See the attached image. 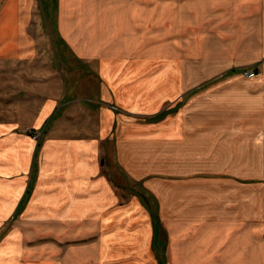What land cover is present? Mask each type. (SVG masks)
Returning <instances> with one entry per match:
<instances>
[{
    "label": "crops",
    "instance_id": "0c3cea01",
    "mask_svg": "<svg viewBox=\"0 0 264 264\" xmlns=\"http://www.w3.org/2000/svg\"><path fill=\"white\" fill-rule=\"evenodd\" d=\"M48 1L0 0V66L53 52L96 74L50 70L48 94L0 118V229L24 225L0 264H23L30 225L84 222L101 264H264V0ZM117 177L139 198L118 206Z\"/></svg>",
    "mask_w": 264,
    "mask_h": 264
},
{
    "label": "rangeland",
    "instance_id": "374dc122",
    "mask_svg": "<svg viewBox=\"0 0 264 264\" xmlns=\"http://www.w3.org/2000/svg\"><path fill=\"white\" fill-rule=\"evenodd\" d=\"M52 3V0L48 1V5ZM43 4L47 5L45 1H43ZM54 37L56 41L55 45L58 44L59 46L60 43L58 39L56 36ZM58 46H56L57 53L58 56H61L62 52L64 53L66 49L61 46V52V50L58 49ZM203 49L205 50L204 47ZM144 50L145 52L151 53L150 50L156 51L157 49L152 48ZM179 50L181 51L182 58L188 59L189 57H193L189 55V52L192 54L193 49L188 46V42H186L185 47H181ZM211 50L213 49L209 48L208 51ZM39 54L42 55L44 52L38 50V55ZM69 56L72 57V54L69 53ZM55 57L56 54L52 52L53 63H13L8 66H0V118L6 117L7 115L19 117L18 114L22 113L24 108L28 107L29 104L37 102L40 98H43L44 95L48 94L51 90V86L49 85L51 83L49 79L50 70L54 75L52 77H64L63 82L67 80L73 82L79 77L80 74H78L75 69L77 66L79 69L84 68L86 76L96 74V65L89 66L82 65L81 63H77V65L60 64L57 61V63L55 62ZM72 59L74 60L73 57ZM204 66V64L196 65L197 68ZM209 66L211 65L209 64ZM247 69L255 68L252 67ZM182 70L183 73L193 72L194 65L182 63L181 71ZM59 83H62L61 79L59 80ZM60 87H62V85H60ZM30 129L32 128L27 127L18 130L28 133ZM116 191L118 197L117 205L123 206L130 203L133 198H139L138 195H141L140 192H142V188L135 182L129 183L126 180L117 177ZM145 193L146 192H144V194ZM14 226L24 225H18L12 222L6 223L4 228L0 229V243ZM27 226L28 225H25V227ZM30 226H33L32 232L30 229L27 233L23 234V237L26 238V241L28 240L29 243H27L28 247H24L25 252L20 255L19 259L21 260V263H42L46 258H51V261L54 262V264H101L100 258L93 252L94 246L100 242L102 236L103 228L101 225L96 223L93 224L91 222L73 225L69 224L68 233L66 231L67 228L61 230L58 225V227L53 226V233L51 235L49 233L50 231H46V233L44 232L43 226ZM44 247H46V249H44ZM45 253H48L46 258Z\"/></svg>",
    "mask_w": 264,
    "mask_h": 264
},
{
    "label": "built area",
    "instance_id": "2783aa9c",
    "mask_svg": "<svg viewBox=\"0 0 264 264\" xmlns=\"http://www.w3.org/2000/svg\"><path fill=\"white\" fill-rule=\"evenodd\" d=\"M243 75L246 78H254L257 75L256 69H246L243 71ZM30 135L33 137L34 140L38 141L41 139V131L38 129H30L29 132Z\"/></svg>",
    "mask_w": 264,
    "mask_h": 264
}]
</instances>
